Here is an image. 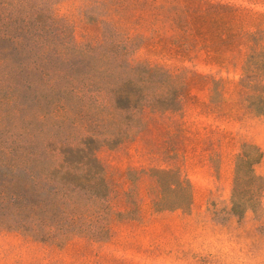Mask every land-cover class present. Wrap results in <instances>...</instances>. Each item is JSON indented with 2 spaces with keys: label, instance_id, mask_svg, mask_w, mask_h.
Segmentation results:
<instances>
[{
  "label": "rangeland",
  "instance_id": "rangeland-1",
  "mask_svg": "<svg viewBox=\"0 0 264 264\" xmlns=\"http://www.w3.org/2000/svg\"><path fill=\"white\" fill-rule=\"evenodd\" d=\"M35 5L49 35L60 27L77 44H116L138 65L113 77L137 109L130 135H90L104 140L96 182L109 193L94 212L87 183L83 233L41 240L0 227V264H264V0ZM42 127L40 136H57L51 122ZM247 142L263 154L254 166ZM77 200L69 206L81 209Z\"/></svg>",
  "mask_w": 264,
  "mask_h": 264
},
{
  "label": "trees",
  "instance_id": "trees-1",
  "mask_svg": "<svg viewBox=\"0 0 264 264\" xmlns=\"http://www.w3.org/2000/svg\"><path fill=\"white\" fill-rule=\"evenodd\" d=\"M15 1L21 14L0 0V227L68 240L84 231L87 183L95 184L89 192L94 212L109 193V186L104 192L97 186L105 174L97 155L104 140L90 135L127 136L134 129L135 100L113 77L139 67L119 56L116 44H77L60 27L49 35L36 0ZM25 111L32 124L23 121ZM45 122L58 128L57 136H40ZM106 123L113 126L103 132ZM74 130L83 137L76 145L69 137ZM243 151L252 166L262 159L257 144L244 143ZM74 171L83 177L74 180ZM73 197L81 209L69 206Z\"/></svg>",
  "mask_w": 264,
  "mask_h": 264
}]
</instances>
